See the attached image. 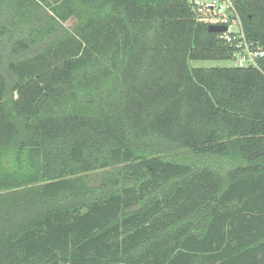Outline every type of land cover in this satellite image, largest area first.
<instances>
[{"label": "trees", "instance_id": "1", "mask_svg": "<svg viewBox=\"0 0 264 264\" xmlns=\"http://www.w3.org/2000/svg\"><path fill=\"white\" fill-rule=\"evenodd\" d=\"M264 49V0H234ZM192 0H0V264H264V75Z\"/></svg>", "mask_w": 264, "mask_h": 264}, {"label": "built area", "instance_id": "2", "mask_svg": "<svg viewBox=\"0 0 264 264\" xmlns=\"http://www.w3.org/2000/svg\"><path fill=\"white\" fill-rule=\"evenodd\" d=\"M199 19L225 26L220 38L233 47V66L255 69L264 75V49L250 41L243 29L234 0H192Z\"/></svg>", "mask_w": 264, "mask_h": 264}, {"label": "rangeland", "instance_id": "3", "mask_svg": "<svg viewBox=\"0 0 264 264\" xmlns=\"http://www.w3.org/2000/svg\"><path fill=\"white\" fill-rule=\"evenodd\" d=\"M228 64H232V62L227 60H191L190 61V65L192 67H222Z\"/></svg>", "mask_w": 264, "mask_h": 264}, {"label": "water", "instance_id": "4", "mask_svg": "<svg viewBox=\"0 0 264 264\" xmlns=\"http://www.w3.org/2000/svg\"><path fill=\"white\" fill-rule=\"evenodd\" d=\"M207 28L209 31H213V32H221V31L225 30V26L216 25V24H208Z\"/></svg>", "mask_w": 264, "mask_h": 264}]
</instances>
